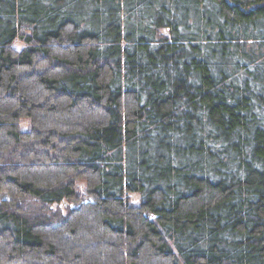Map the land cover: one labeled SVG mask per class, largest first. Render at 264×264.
Instances as JSON below:
<instances>
[{
  "label": "trees",
  "instance_id": "trees-1",
  "mask_svg": "<svg viewBox=\"0 0 264 264\" xmlns=\"http://www.w3.org/2000/svg\"><path fill=\"white\" fill-rule=\"evenodd\" d=\"M1 194L0 264H264V0H0Z\"/></svg>",
  "mask_w": 264,
  "mask_h": 264
},
{
  "label": "rangeland",
  "instance_id": "rangeland-1",
  "mask_svg": "<svg viewBox=\"0 0 264 264\" xmlns=\"http://www.w3.org/2000/svg\"><path fill=\"white\" fill-rule=\"evenodd\" d=\"M7 198V196L5 195V194H1L0 195V200H4V199H6Z\"/></svg>",
  "mask_w": 264,
  "mask_h": 264
},
{
  "label": "water",
  "instance_id": "water-1",
  "mask_svg": "<svg viewBox=\"0 0 264 264\" xmlns=\"http://www.w3.org/2000/svg\"><path fill=\"white\" fill-rule=\"evenodd\" d=\"M85 202H87V200Z\"/></svg>",
  "mask_w": 264,
  "mask_h": 264
}]
</instances>
